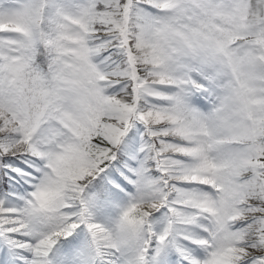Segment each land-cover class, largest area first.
Segmentation results:
<instances>
[{
  "label": "snow or ice",
  "instance_id": "snow-or-ice-1",
  "mask_svg": "<svg viewBox=\"0 0 264 264\" xmlns=\"http://www.w3.org/2000/svg\"><path fill=\"white\" fill-rule=\"evenodd\" d=\"M0 264H264V0H0Z\"/></svg>",
  "mask_w": 264,
  "mask_h": 264
}]
</instances>
